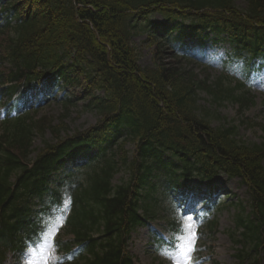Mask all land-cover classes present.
I'll return each mask as SVG.
<instances>
[{
	"label": "trees",
	"instance_id": "1",
	"mask_svg": "<svg viewBox=\"0 0 264 264\" xmlns=\"http://www.w3.org/2000/svg\"><path fill=\"white\" fill-rule=\"evenodd\" d=\"M244 1L0 0V92L25 87L47 98L63 90L66 114L81 100L98 117L73 131L46 117L4 121L0 255L37 239L40 215L68 197L65 231L73 238L58 240L68 264H136L127 250L131 232L164 204L170 210L172 195L187 193L194 177L212 183L225 175L247 185L251 202L247 220L239 219L244 240L236 264H260L264 140H242L244 121L237 125L219 110L234 103L244 111L253 96L243 82L232 85L228 73L211 82L187 67L188 50L208 39L229 43V58L243 60L247 73L254 58L264 60V0ZM138 35L153 47L148 65L140 63ZM203 94L210 104L201 103ZM47 130L52 140L33 148L36 133ZM121 170L126 176L114 182ZM73 245L80 250L70 254Z\"/></svg>",
	"mask_w": 264,
	"mask_h": 264
},
{
	"label": "rangeland",
	"instance_id": "2",
	"mask_svg": "<svg viewBox=\"0 0 264 264\" xmlns=\"http://www.w3.org/2000/svg\"><path fill=\"white\" fill-rule=\"evenodd\" d=\"M236 4L244 6L245 1L236 0ZM146 39V35H138L133 39L138 48L141 49L142 57L140 63L142 65L150 64L153 59V47L144 42ZM223 52V49L218 53L207 51L209 54L208 56L216 58H205V61L212 65H207L206 63L203 65L202 63H199V61L196 64H188L187 67L193 69V71L202 78L208 76L210 77L211 82L216 81L224 72L222 65H220V61L217 60V58H220L223 55ZM250 91L254 95L255 105H252L246 111H240L237 105L231 103L225 104L222 109L220 108L219 110L221 111L222 116H225L228 119H235L237 122L245 119L247 123L241 125L239 129L240 137L247 142L260 143L264 140V131L262 130L264 127V70L259 75H256L254 87ZM62 93L63 91L61 90L58 96L62 95ZM201 99V103L210 104V101L206 96L201 95ZM79 105H81V103H79ZM66 115L68 114H66L61 107V103L53 98L52 100L45 101L35 116L36 118L41 119L46 117V121L53 122L51 125L61 126L67 124L71 130H83L88 128L95 124L97 119L94 113L86 112L82 110L81 107L71 109L69 116L62 118ZM46 137L51 138L49 132L46 134ZM34 145L36 147L42 145L40 137H36ZM124 172L125 170H122V172L117 174L115 181H118L120 177L123 176ZM222 183L223 187L232 194L230 197L232 199L226 201L227 198H223V207L215 213V217H212L218 223V233L215 236H211L204 224V228H201V232H203L202 238L198 241L196 240V236L194 237L195 247L197 246L199 248L197 253L199 254V257H201L199 258V264H210V262H208L209 258L214 260L216 264H235L236 262L234 254L238 248L237 245L233 243L231 233L233 235L234 232H236V216L238 214L246 216L249 212V195L247 193V187L238 178L226 179L223 177ZM230 203L238 204L240 206H229L231 205ZM152 225L155 230H161L165 236L168 235L169 231L167 230L168 233L164 231L166 229L165 220H156ZM187 225L190 227V230L187 232V235L178 242L180 250L173 255L166 256L162 251H156L155 246L152 243V234L149 233L147 228L137 229L133 234L129 243V251L138 259L140 264H189L187 240L188 237L194 233V226L190 221L187 222ZM54 231L55 234L60 232L58 228H55ZM262 257V264H264V254ZM53 259L55 258L50 254L49 250V254L40 255L34 264H49Z\"/></svg>",
	"mask_w": 264,
	"mask_h": 264
},
{
	"label": "snow or ice",
	"instance_id": "3",
	"mask_svg": "<svg viewBox=\"0 0 264 264\" xmlns=\"http://www.w3.org/2000/svg\"><path fill=\"white\" fill-rule=\"evenodd\" d=\"M194 237L195 234L192 233L187 240V253H188V260H189V264H191V253L194 252L195 249V243H194Z\"/></svg>",
	"mask_w": 264,
	"mask_h": 264
}]
</instances>
